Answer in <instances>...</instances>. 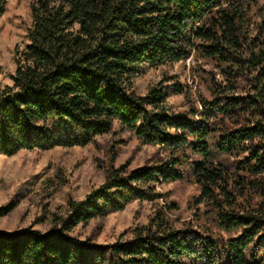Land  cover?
<instances>
[{"label":"trees","instance_id":"trees-1","mask_svg":"<svg viewBox=\"0 0 264 264\" xmlns=\"http://www.w3.org/2000/svg\"><path fill=\"white\" fill-rule=\"evenodd\" d=\"M30 10L0 89V153L85 146L115 122L156 153L143 166L111 163L46 231L0 230V264H264V0H32ZM190 58L191 83L166 73L136 91L144 66ZM172 94L187 108L171 110ZM174 183L199 188L193 218L160 190ZM134 200L156 203L148 222L99 243L102 220Z\"/></svg>","mask_w":264,"mask_h":264},{"label":"rangeland","instance_id":"rangeland-1","mask_svg":"<svg viewBox=\"0 0 264 264\" xmlns=\"http://www.w3.org/2000/svg\"><path fill=\"white\" fill-rule=\"evenodd\" d=\"M32 0H8L7 10L0 16V89L12 84L15 72V52L22 49L27 40V28L31 24L30 3ZM194 59L171 67L144 66L135 78L139 94L160 82L168 73L182 83H191L190 67ZM203 88L202 83L195 81ZM182 94L168 98L171 110L186 109ZM156 147L141 144L136 135L115 122L108 133L98 135L85 145L56 146L51 149H23L14 155L0 153V207L15 204L13 210L0 215V230L8 232L25 230L28 227L46 231L51 226L53 212H65L69 199L82 200L106 178L107 168L113 163L119 166L130 162V167L143 166L155 159ZM179 206L182 219L193 218L192 198L199 193L196 184L174 183L160 187ZM155 202L134 200L124 209L111 212L101 222L97 241L101 244L114 242L122 233L141 224L152 216ZM98 221L78 228L81 238L92 233Z\"/></svg>","mask_w":264,"mask_h":264}]
</instances>
